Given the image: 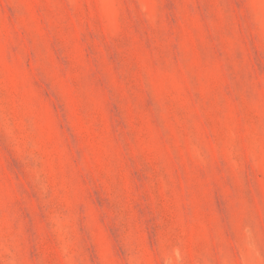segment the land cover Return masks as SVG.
Masks as SVG:
<instances>
[{
	"label": "rangeland",
	"instance_id": "obj_1",
	"mask_svg": "<svg viewBox=\"0 0 264 264\" xmlns=\"http://www.w3.org/2000/svg\"><path fill=\"white\" fill-rule=\"evenodd\" d=\"M0 264H264V0H0Z\"/></svg>",
	"mask_w": 264,
	"mask_h": 264
}]
</instances>
